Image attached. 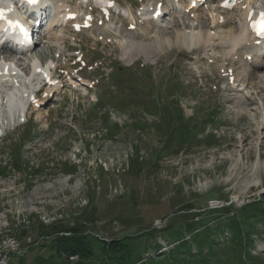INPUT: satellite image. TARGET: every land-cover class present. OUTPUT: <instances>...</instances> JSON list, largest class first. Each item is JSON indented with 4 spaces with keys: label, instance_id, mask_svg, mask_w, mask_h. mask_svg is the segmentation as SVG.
<instances>
[{
    "label": "rangeland",
    "instance_id": "374dc122",
    "mask_svg": "<svg viewBox=\"0 0 264 264\" xmlns=\"http://www.w3.org/2000/svg\"><path fill=\"white\" fill-rule=\"evenodd\" d=\"M148 1L115 0L123 14L108 15L113 21L107 24L93 3L69 0L78 12L96 15L93 28L77 33L62 26L67 9L58 8L60 0H37L50 35L24 53L0 48V60L14 63L31 82L30 94L40 86L30 73L33 59L53 58L80 79L67 77L39 107L25 98V121L12 129L0 126V262L7 252V264H72L79 257L67 260L54 246L68 228L92 236L89 241L121 239L145 254L160 244L165 251L190 239L187 225L214 226L243 209L248 214L254 201L264 209V53L248 40L227 53L219 38L241 20L233 10L223 13L226 25L214 27L217 0L188 13L190 27L201 23L200 34L215 39L190 51L167 49L158 30L167 26L175 38L182 28L170 9L163 25H136ZM254 4L264 6V0ZM127 29L133 30L129 39L151 44L131 63L123 61L119 44ZM245 54L252 59H241ZM253 67L254 79L242 75ZM235 72L240 76L230 84ZM245 96L255 100L238 113L236 101ZM256 219L260 229L264 223ZM255 240L254 254H263V264L264 238ZM98 246L86 264L107 259Z\"/></svg>",
    "mask_w": 264,
    "mask_h": 264
},
{
    "label": "trees",
    "instance_id": "16d2710c",
    "mask_svg": "<svg viewBox=\"0 0 264 264\" xmlns=\"http://www.w3.org/2000/svg\"><path fill=\"white\" fill-rule=\"evenodd\" d=\"M188 139L185 137L186 141L192 138ZM225 210L228 211V208L220 211ZM247 211L248 214L243 209L239 216H233L234 213L232 217L228 215L229 219L214 226L204 223H200L199 227L187 225L190 239L178 241L165 251L161 250L160 244H156V247L145 254L143 248H136L121 239L106 241L94 238L89 241L92 236L82 234L76 228L64 229L57 234L54 246L56 253L67 260L68 256L77 255L79 259L72 264H86L95 255V244H99V250L107 257L98 264H232L233 261L238 264H260L259 257L263 254H254L255 238H264V224L257 229L255 219L264 223V209L260 202L254 201L249 204ZM150 233L149 231L147 235Z\"/></svg>",
    "mask_w": 264,
    "mask_h": 264
},
{
    "label": "bare ground",
    "instance_id": "6f19581e",
    "mask_svg": "<svg viewBox=\"0 0 264 264\" xmlns=\"http://www.w3.org/2000/svg\"><path fill=\"white\" fill-rule=\"evenodd\" d=\"M20 1H21L20 2L21 5L26 8L24 13H26L27 10L28 11L34 10L37 15H42V12L40 11L41 9H39V4L41 2L36 5L35 3H29L28 0H26V1L20 0ZM36 1L37 0H35V2ZM41 1H43V0H41ZM95 1H98L95 4L97 6H98V4L102 5V4H104L106 2V0H95ZM159 2H163V9H165V10L167 8L171 7V9L173 11H176L177 10L176 9L177 6L182 8L180 11H178L176 13L177 15L174 16V19L179 24V27L182 28L181 32L179 31L180 33L179 34L177 33L176 34L177 36H175V38H172L170 36V34L167 32L169 27L164 26L163 24H161L163 22V19L162 20L161 19L157 20V19L152 18L153 13L156 11V7L155 6ZM11 4H12V0H0V7L4 8V10H5L4 16L10 17V18L16 17V18H19V19H24L25 15L22 14V9H20L19 7L17 8L16 6L15 7H11ZM25 4H26V6H25ZM146 4L144 5L143 10L141 11V16L142 17L138 18L136 24L137 25L139 24V26H140V25L144 24V22H149V23L150 22H155V23H160L159 25H163V26H161V27H163V29H160V30H158V32L157 31H155V32H157V35H158L157 37L162 38V40H163L162 43L165 44L167 49H169L170 47H173V46H179V47L181 46V47H184L186 50L190 51L199 41H205V42L207 41V42L210 43V41L215 39L214 36L212 34H210V33L206 32L207 33V34H205L206 36L203 35V34H200V33H203V31H202L203 26L201 25V23H196V25L193 26L192 25L193 21H192L191 27L188 25V23L190 21V18L188 17V13H186V11H185V8H186L185 5L183 6L182 4H178V3L172 5L171 0H149L148 3H146ZM66 9L67 10H65L64 13L69 10L68 8H66ZM62 14H63V12H62ZM246 14H247V11H246V13L243 14V17L241 19V22H240L241 24H240L239 28H235V30H233L232 33L225 34L224 36H221V39L219 38V40H221L222 43H225V44L228 45L227 46V48H228V52L227 53L228 54L233 52L235 50V48L241 42H245L246 39L250 38V36H251V34L248 33L246 26L244 25V18H245ZM131 15H132V13H131ZM212 16L214 17L215 15H212ZM213 17H212V23H213L214 27H221V26L226 25L227 22H225V21L222 22V23L216 22V19H214ZM59 19L60 18L56 16V22L57 23H58L57 20H59ZM62 21H65L64 18H63ZM53 23H54V21H53ZM65 23L66 22H64L63 24H65ZM63 24H62V26H63ZM107 24H112V23L110 21H108ZM56 25L57 24H54V26H56ZM70 26H71V24H70ZM110 26H108L107 29ZM146 28L147 27L143 26L142 29H146ZM4 29H5V21H3V19H0V36H1L0 40H8L10 38L9 42H16V41L18 42V40H19V34L18 33L11 32L8 29H6L4 31ZM9 29H10V27H9ZM102 29H104V28H102ZM128 29H127V33L125 35L121 36L122 39H120V37H119V39L121 40L119 42V44H121V46L123 47L122 50L124 51L123 52V61L125 63H131L134 58L141 56L140 55L141 52L139 53L140 50H142L143 48H146V50H147V49L150 48V45H151V44H147L143 40L141 42L140 41L139 42H135V41L129 39L130 36H128V35H129L130 31H128ZM195 30H196V32H195ZM148 31L150 32L151 30H148ZM107 33H108V31H107ZM119 33H121V31ZM157 43L160 45V42H157ZM26 45H27L26 43H23V47H21L20 49H23ZM32 45L33 44L31 43L30 47H32ZM30 47H27L26 50H28ZM134 48L137 49V52L134 51L135 53L132 52ZM166 48H164V49H166ZM14 52H17V51H14ZM147 52H149V51H147ZM150 52H151V49H150ZM155 55H157V54H155ZM143 56L146 57V55H143ZM3 59H4V57L2 56L1 60H0V123L2 122V116L3 117L5 116V119H7V121L6 122H2V125H0V126L3 127V128H6V129H12V128L16 127L19 124V122H21L20 118L23 117V113H24L25 105H26L24 96L30 95V90L32 89L33 86L31 85V82H29L28 79L26 80L25 77L24 78L23 77H19L20 75L18 73H14L13 70L16 71V67H15L14 63L11 64L12 62H7V61H4ZM257 70H258L257 67L249 68V69H246L244 72L242 71L243 72L242 75H247L248 79H254L258 75V71ZM30 73L33 76L35 75L36 78L39 79V80H40L41 77H43V76L48 77L49 74H51V73H49V71L47 70L46 67H41L39 59L31 60V62H30ZM239 76H240V73L237 72V73H234V75L232 77H233V79L235 81H237ZM18 78H20V79H18ZM233 83H235V82H233ZM53 88H54V86H51L50 88L48 87L46 92L49 93V92L53 91ZM240 100L242 101L241 103H239ZM254 100H255V98L251 97V96H249V97L245 96L244 99H238V101H236V106L239 109L238 113L246 112L247 111L246 110V105L248 104L246 102L247 101H250V102L252 101L253 102ZM26 101L28 102V100H26ZM261 106L263 107V104ZM256 109H258V108H256Z\"/></svg>",
    "mask_w": 264,
    "mask_h": 264
},
{
    "label": "built area",
    "instance_id": "2783aa9c",
    "mask_svg": "<svg viewBox=\"0 0 264 264\" xmlns=\"http://www.w3.org/2000/svg\"><path fill=\"white\" fill-rule=\"evenodd\" d=\"M15 246V245H14ZM12 246V248L14 247ZM9 247V246H8ZM0 264H7V252L3 253L2 255V262Z\"/></svg>",
    "mask_w": 264,
    "mask_h": 264
},
{
    "label": "snow or ice",
    "instance_id": "6c2138e0",
    "mask_svg": "<svg viewBox=\"0 0 264 264\" xmlns=\"http://www.w3.org/2000/svg\"><path fill=\"white\" fill-rule=\"evenodd\" d=\"M28 2H29V3H35V0H28ZM18 26H19V25H18ZM19 27H21V30L23 31L22 26H19Z\"/></svg>",
    "mask_w": 264,
    "mask_h": 264
}]
</instances>
